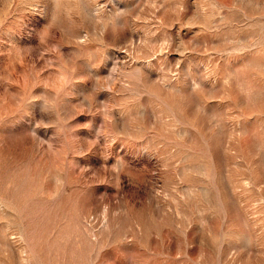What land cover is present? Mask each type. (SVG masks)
<instances>
[{
  "label": "rangeland",
  "instance_id": "374dc122",
  "mask_svg": "<svg viewBox=\"0 0 264 264\" xmlns=\"http://www.w3.org/2000/svg\"><path fill=\"white\" fill-rule=\"evenodd\" d=\"M0 264H264V0H0Z\"/></svg>",
  "mask_w": 264,
  "mask_h": 264
}]
</instances>
